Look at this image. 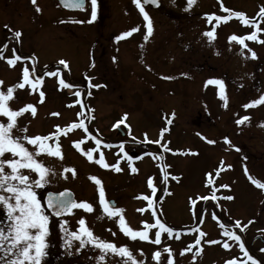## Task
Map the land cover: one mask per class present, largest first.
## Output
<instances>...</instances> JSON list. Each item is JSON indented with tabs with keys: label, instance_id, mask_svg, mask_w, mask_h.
<instances>
[{
	"label": "rangeland",
	"instance_id": "1",
	"mask_svg": "<svg viewBox=\"0 0 264 264\" xmlns=\"http://www.w3.org/2000/svg\"><path fill=\"white\" fill-rule=\"evenodd\" d=\"M232 1L223 0V3L229 9H238L242 3V0L237 1L239 4ZM171 2V14L175 16L168 15L163 31L152 32L150 54L154 63L145 60L149 68H144L136 60V54L127 64L119 61V65L114 61L111 43H108L111 42V37L106 32L103 40L108 44H96L94 49L90 45L68 43L66 40H57L58 43L55 44L37 32V24L34 25L32 16L27 15L25 8L22 18L0 12V46H8L4 56L12 57V49L15 48L16 54L25 58L14 67H10L6 59H0V80L4 82L0 88L6 90L8 86L18 83L24 66L30 70L35 69L33 77L43 78L40 86V90L45 92L43 103L39 102V93L31 92L28 85L16 90L14 95L19 98L18 101H9L13 109L27 103H32L37 108L35 116L29 110L19 117L18 126H27L28 135H48L56 131V125L63 128L84 119L88 128V132L77 128L67 135L59 136L63 159L52 161L47 154L39 157L55 172L54 175H49L47 184L35 189L41 204L46 192H59L58 189L63 186L73 193L76 201H87L93 205L98 186L90 177L96 176L102 180L106 197L116 198L117 207L124 210L122 215L126 223L134 230L144 229L142 221L154 224L157 217L174 229L171 237L167 233L161 234L160 244L151 242L155 239L156 228L148 229L149 241L139 238L132 240L120 230L119 216H114L115 220H107L104 212L95 207L96 204L93 205L92 212L76 208L62 221L53 220L50 216L46 254L52 255L53 264H131L126 257L112 253L106 254L104 261H99L101 251L92 243L81 247L80 241L73 240L66 247V234L61 230V223L67 221L64 227L69 232L78 231V221L81 218L86 220L87 226L93 227L91 230L96 237L114 242L117 246L127 245L136 260L142 264H168L169 255L173 264H225L232 258L252 264L240 249L241 242L257 264H264V252L259 250L258 244L253 243L251 238L252 234L258 233L264 239V209H261L262 204L264 206V190L258 191L244 184L249 180L244 171L245 166L250 175L264 172V150L241 155L226 150L233 137L242 134L241 127L257 123L259 116L264 127V103L244 107L264 95V47H251L256 53V58H252L249 48L240 51V44L233 41L236 49L227 56L223 50L219 51L220 44L233 34L240 37L242 35H224L221 31H216L212 52L207 48L209 38L202 32L187 27L188 23H195V18H189L182 26L177 27L176 8L179 1ZM246 3L257 8L264 6V0H246ZM221 13L222 8L217 5L216 15L220 16ZM15 30L22 32L18 42L12 39V32ZM81 36L80 33H74L73 38L77 40ZM157 42L162 43L161 47L156 46ZM122 48L128 51L129 46L124 45ZM93 55L97 61L89 70ZM61 60L66 61L68 66L61 65ZM57 71L59 76L48 75L49 72ZM61 78L70 86L83 84L89 78L91 82L87 81V85L102 86L99 91L91 92V95L70 97L65 96L63 91L67 87L59 84ZM208 80L224 82L227 106L221 98L220 86L207 84ZM77 100L86 105L84 111L88 118L77 116L81 111V104L75 103ZM172 113H175L174 117ZM244 116H248L249 120L237 124L236 121ZM167 119H172V123L168 124ZM0 122H6V118L0 116ZM118 124L122 128L131 129L129 137L140 144L145 154L140 163L130 166L122 157L123 153L133 148L132 143L120 144L115 148L111 145L116 139L114 131ZM164 128L168 131L161 137ZM253 134L260 135L261 131L255 130ZM81 140L83 143L77 149L73 142ZM97 140L100 141L99 144ZM157 140L160 143H155ZM209 140L215 143H208ZM165 144L172 151H166L163 147ZM26 146L30 150L33 147ZM89 149L95 150L93 161H89L84 154ZM145 149L151 151L146 154ZM100 153L104 154L107 163L117 164L121 171L97 164L95 159L99 158ZM228 165L231 167H227ZM133 167L137 169L136 172L132 171ZM65 168H74L76 175L64 172ZM164 172L169 173L166 181ZM31 175L35 178L34 173ZM149 178L153 179L156 187L153 208H148V201L138 198L142 194L152 196V189L147 183ZM209 180L212 182L209 183ZM213 193L216 196L215 205L204 206L202 197H212ZM227 196H232L233 199H225ZM192 200H196L195 205ZM154 207L155 217L152 215ZM141 208L145 209L143 213L138 211ZM212 213L216 214L215 218ZM250 220L252 223H248ZM236 221L246 227L238 228ZM7 224L6 209L0 205V227H6ZM94 225L110 228L108 232L103 230L99 234L100 231L96 228L94 230ZM225 230L235 231L241 241L229 239L224 235ZM201 231L206 233L204 237H200ZM197 238H200L199 245L195 244ZM209 240L218 243H206ZM224 241L229 243V248L223 247ZM189 246H192L191 251L181 255L182 250ZM165 248H170L171 253L165 251ZM197 248L202 251L198 253ZM157 251L160 252L159 260L153 259V254ZM193 256L196 257L195 260ZM8 259L10 256L0 250V264H6Z\"/></svg>",
	"mask_w": 264,
	"mask_h": 264
},
{
	"label": "snow or ice",
	"instance_id": "2",
	"mask_svg": "<svg viewBox=\"0 0 264 264\" xmlns=\"http://www.w3.org/2000/svg\"><path fill=\"white\" fill-rule=\"evenodd\" d=\"M33 5L36 6V11L39 12L41 9L37 5V0H31ZM66 7L72 8H83L84 0H62ZM141 14L143 15L146 23L147 34L144 39L147 40L149 36L153 32V26L151 18L145 8L143 6L144 3H153L157 4L158 0H133ZM92 3V13L91 20L96 19V0H91ZM196 3V0H187V8H191ZM221 8L227 15L217 16L215 13L208 16L209 23L212 22L213 18H215L216 24L213 26L211 31L204 33L209 40H213L215 38V27L219 25L221 21L227 22L230 18L236 17L239 18L240 21L245 25H254L255 30L248 34L246 37H240L235 34L229 37L230 41H237L243 47H247L245 44V39L253 40L257 42L264 43V41L259 40L257 32L264 31V29L259 28L258 20L256 17L252 19L247 18L246 14L242 11H233L232 9L224 7L221 2ZM187 10V9H186ZM257 17L264 18V6H261L259 12L257 13ZM82 22V21H81ZM91 22V21H89ZM5 27H8L7 25ZM138 29L133 27L131 30L126 31L121 34V36L116 37L117 40L131 36L132 33L136 32ZM11 31V30H10ZM22 36V32L20 30H15L12 32V39H15L17 42L19 38ZM7 44L0 46V59H6L7 64L10 67H14L18 61L25 59L21 55L16 54V49L13 48V56L6 58L4 56V52L7 49ZM251 52L252 58H256V53L252 49H248ZM115 59V58H114ZM61 65L67 67V62L61 60L59 62ZM94 67V64L92 65ZM35 69L32 68L30 70L29 67L24 66L22 68V77L21 80L13 85L7 87L6 90L0 88V116L6 118V122H0V205H2L7 212L8 224L6 227H0V250L3 251L5 255H9L10 259L7 260L6 264H41L42 258L46 255L47 241L46 237L50 234L49 232V221L50 214L45 211L44 207L41 204V201L37 198V193L35 189L42 187L43 185L48 183L49 175H54L55 172L53 169L49 168L46 163L39 159L42 154H47L52 157H57L63 159L61 145L59 143V136L61 134L67 135L69 131L72 129H84L85 132H88V128L84 123V119L79 120V122H72L67 126L61 128L59 125H56V131L49 133L48 135H28L27 126L19 127L18 126V118L21 117L24 113L30 110L31 115L35 116L37 108L32 103H27L24 106L19 107L18 109H13L9 101L11 100H19L17 96H15V92L17 89H24L26 85H28L31 89V92L39 93V102L43 103L45 99V92L40 90V86L43 84L42 77H33V73ZM48 75H56L59 76L60 73L57 71L55 73L49 72ZM165 79H171V77H164ZM4 82L0 80V86H2ZM59 84L64 87H69L70 85L66 84L65 80L61 78L59 80ZM207 84H217L220 86V95L221 98L225 100V106H227V97L224 92V82L222 80H208ZM102 85L95 84L91 85V87L99 88ZM31 92L29 94H31ZM77 97L81 96V92L77 91L75 93ZM88 95H91V92H88ZM75 103L81 104V111L77 113L78 117H85L86 105H84L81 101L77 100ZM261 103H264V95H261L258 99L252 100L250 104H245L244 107L248 108L250 106H256ZM71 106V105H69ZM52 115L58 116L59 113H52ZM172 117L175 116V113L171 114ZM127 114H125L126 118ZM249 120L248 116H244L241 119L237 120V124H242L245 121ZM167 123L171 124L172 119H167ZM168 131L167 128L162 129L161 137L163 133ZM17 133H20L19 135ZM227 141V137H225ZM52 141V143H49ZM26 142V143H25ZM77 149L80 148L83 141H74L73 142ZM100 141L97 140V144ZM155 143H160L159 140L155 141ZM208 143H215V141L209 140ZM230 143V141H229ZM33 146L30 150L29 147ZM166 151H172V149L168 148L167 145H163ZM239 150V149H237ZM94 149H89L84 154L86 155L89 161L94 160L93 156ZM163 159V157H161ZM97 164H100L104 168H113L116 171H121L117 164H109L105 161V157L103 153L99 154V158L95 159ZM223 164V162H221ZM165 168L167 165L164 166ZM227 167H231L228 165ZM7 169V171H6ZM24 170H27L25 172ZM133 172H136L137 169L135 167L132 168ZM245 174L248 176V179L257 187L264 189V183L260 180L253 178L249 173L248 169L245 166ZM64 172H71L73 176L76 175V170L74 168H65ZM32 173L35 174V178L32 177ZM219 172L217 171V175ZM169 173L164 172V180L166 181ZM211 175V174H209ZM66 178V177H65ZM175 179V177H173ZM90 179L95 182L98 186L99 192V203L102 206L104 212L109 216V218L113 216H119V226L120 230L127 235L130 239L135 240L139 238L140 240L149 241L150 237L148 234V229L156 228L158 229L155 232V239L151 240L154 244H160L161 242V234L167 233L168 236H172L174 229L173 227L167 226L166 223L161 222V220L157 217L155 219L154 224H149L146 221H142L145 225L143 230H134L131 226L126 223L125 217L122 215L123 209L115 207L114 202H109L106 199L105 190L102 184V180L96 176H91ZM212 181L209 180V183ZM148 187L152 189V196L143 195L144 200L148 201V208H153L155 204V193L156 187L154 186L153 179L149 178ZM221 187H229L228 185H221ZM202 199L207 200L208 197H202ZM211 199L215 200L216 196L213 193ZM225 199H233L232 196H227ZM192 204H196V200H192ZM47 207L51 210V214L55 216H62L64 214H71L73 209L79 208L83 209L87 212L94 211V206L87 201H76L71 198L70 193L67 191L61 192L58 195L49 194L47 200ZM141 213L145 211L144 208L138 209ZM152 215L155 217L156 212L153 211ZM215 218L216 214L212 213ZM202 222V221H201ZM67 221H63L60 225L61 230L66 234L65 238V246H70L71 241L78 240L80 241L81 247H83L86 243H92L95 247L99 248L101 251V255L99 256V261H104L106 259V254L112 253L115 255H119L121 257H126L127 260L131 261V264H142L136 260L135 256L131 252V250L127 247V245L117 246L116 243L111 241L102 240L99 237H96L92 230L87 226V222L84 218H81L78 221L79 230L71 231L64 227ZM236 226L238 228L246 227V225H241L240 221H236ZM248 223H252L250 220ZM115 235V233H113ZM206 233L200 232V237H204ZM224 235L229 239L235 240L237 242L241 241V237L235 231L225 230ZM206 243H218V241L209 240ZM196 245L200 244V238H197L195 241ZM224 248H229L230 245L227 241L223 243ZM240 249L243 251L244 256L248 261H251L252 264H257V261L253 259L251 255H249L248 251L245 249L244 243H239ZM192 246L185 248L182 250L181 255L186 251H191ZM79 250V249H78ZM197 252H201L202 249L197 248ZM165 251L171 253L170 248H165ZM160 252L157 251L153 254V259L159 260ZM195 256H193V260H195ZM168 264H173V259L171 255L168 257ZM225 264H245V261H238L236 258H232L225 262Z\"/></svg>",
	"mask_w": 264,
	"mask_h": 264
},
{
	"label": "flooded vegetation",
	"instance_id": "3",
	"mask_svg": "<svg viewBox=\"0 0 264 264\" xmlns=\"http://www.w3.org/2000/svg\"><path fill=\"white\" fill-rule=\"evenodd\" d=\"M171 1H179L176 8V17L178 18L176 20L178 22L177 27L182 26L186 20H189V18H195V23H188L187 27H190L195 31L202 32L203 35H205L204 33L211 31L213 26L216 24L215 18H213L211 23H209L208 16L213 13L216 14V6H221V2L223 3V0H196V3L190 9L187 8V0H158L157 4L145 3L143 4V6L145 8V11L148 12L151 18L153 32H160L164 30L168 15H172L171 13H173V11L171 10ZM237 1L238 0H233L232 2ZM37 5L41 9V11L39 12L36 11V6L33 5L31 0H0V12H7L8 14L11 13L12 15H16L19 18H22L23 9L25 8L27 10V15L32 16L34 25L37 24V32L42 33L43 37L50 39L51 43L56 44L58 43L57 40H66V42L68 43L82 44L85 46L90 45V47L93 49L96 44L104 45V42L106 44L111 43V47L113 49L112 57L113 59L115 58L114 61H116L119 65H121L120 62L122 64L130 63V61L134 59L135 54L136 60L144 68H149L147 67L148 64L145 62V60L148 63L149 60L152 61V64L154 63V58H152L150 54L152 49L151 45L153 41L152 34L147 40L144 39L145 35L147 34V22L144 20L143 15L139 11L133 0H96L95 20H91V0H84V7L82 9L66 7L62 0H37ZM223 5L225 6L224 3ZM259 9L260 8H257L254 5H248L246 3V0H242V3L239 4L238 9L232 10L244 12L247 18L249 19L256 17L258 20L259 28L264 29V18L257 17ZM224 15H227V13L222 10L220 16ZM133 27H136L138 30L132 33L131 36L124 37L119 40L116 39V37L121 36L122 33L131 30ZM254 30V25H245L240 21L239 18L236 17L230 18L227 22L221 21V23L219 25H216L215 27V32L221 31L222 33H220L224 35L227 33H241V37H246L248 34H251ZM81 31H83V33ZM104 32L110 35L109 37H111V42L107 43L105 40H103ZM74 33L82 34L81 38L75 40L73 38ZM257 35L259 37V40L264 41V31L257 32ZM213 42V40L207 41V43L209 44L207 48L209 50H212V52L214 51V49L212 48ZM244 42L247 47H243L242 45H240V51L247 50L248 48H251L253 46L264 47V43L261 42L248 39H245ZM161 44V42H157L156 46L161 47ZM221 44L219 46V51L223 50L224 54L227 56H230L234 53L236 45L233 41H230L228 38H225V40H223ZM124 45L129 46L128 51H125V49L122 48ZM91 53L93 54L94 52L91 51ZM91 59L93 63L89 64V70H91V66L95 63V61H97L95 60L96 57L94 55L93 57H91ZM123 67L125 68L126 66ZM87 81L91 82V78H89ZM87 81H83V84L79 83L76 86L71 85L70 87L65 88L63 90L65 92V96L77 97L75 93L77 91H80V97H83L88 96V92L99 91L98 89H100V87L95 89L91 87L92 84L87 85ZM262 108H264L263 104ZM260 119L261 117L259 116V120ZM259 120L255 124H248L244 127H241V129L243 130L242 134L240 136H234L232 142L226 146V150H231V152H233L235 155H241V153L248 154L253 151L264 150V127L263 123H261V121ZM118 125L115 127L116 131H114L116 134V139L113 142L114 147H118L120 144L129 145L132 143V145H134L132 146L133 148H131V150H129L128 152L123 153L122 157L127 164L130 163L132 165L134 163H140V161L143 160L145 157V154L143 153L140 144L133 141L129 137L131 129L129 130L127 129V127L122 128L120 125ZM255 130H260L261 134H253ZM147 150L148 152L150 151L149 149ZM147 150L145 149L146 154ZM50 159L56 160L60 158L51 156ZM52 166L54 167V165ZM251 176L255 179L259 178L258 180L264 183V172H256L254 175L252 174ZM244 184L246 187H251L258 191L264 190L255 186L249 180ZM63 189H67V187L62 186L58 189V191ZM116 194L120 195L118 191H116ZM106 199L108 201L112 200L115 203V207H117L118 201L116 200V198L113 197L110 199L106 197ZM42 204H44L43 200ZM95 204V207H97L100 212H104L102 206L99 203L98 191H96L95 193L93 205ZM256 204L258 205L259 203L257 202ZM261 209H264L263 204L261 206ZM104 215L106 216L107 220H115L117 217L113 216L109 218V216L105 212ZM51 218L53 220L62 221L67 217ZM113 226L115 227L116 223ZM89 228L92 229L93 227ZM95 228L96 230L100 231H97L99 234H102L103 230L108 232L110 227L104 225H94V230ZM77 230H79V228ZM251 238L253 243L258 244L259 250L261 252H264V239L258 233L252 234ZM51 257L52 255L46 254L42 258L41 262H43L44 264H53L51 262L53 258Z\"/></svg>",
	"mask_w": 264,
	"mask_h": 264
},
{
	"label": "water",
	"instance_id": "4",
	"mask_svg": "<svg viewBox=\"0 0 264 264\" xmlns=\"http://www.w3.org/2000/svg\"><path fill=\"white\" fill-rule=\"evenodd\" d=\"M144 4H145V3H144ZM65 191H67L68 193H70L71 198L75 200L73 193H72L71 191H69V190H62V191H59V192L48 191V192L45 193V195H44V197H43V201H44L45 209H46V210L48 211V213H49L52 217H54V218H60V217H63V216H67V215H69V214H64V215H62V216H55L54 214H51V210L48 209V207H47L48 196H49L50 193L53 194V195H58L59 193H61V192H65Z\"/></svg>",
	"mask_w": 264,
	"mask_h": 264
},
{
	"label": "bare ground",
	"instance_id": "5",
	"mask_svg": "<svg viewBox=\"0 0 264 264\" xmlns=\"http://www.w3.org/2000/svg\"><path fill=\"white\" fill-rule=\"evenodd\" d=\"M40 73H38V75H39Z\"/></svg>",
	"mask_w": 264,
	"mask_h": 264
}]
</instances>
